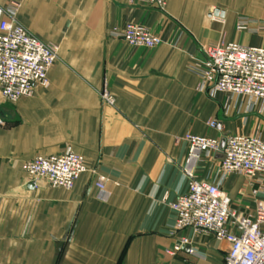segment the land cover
I'll use <instances>...</instances> for the list:
<instances>
[{
  "label": "crops",
  "instance_id": "crops-1",
  "mask_svg": "<svg viewBox=\"0 0 264 264\" xmlns=\"http://www.w3.org/2000/svg\"><path fill=\"white\" fill-rule=\"evenodd\" d=\"M245 1L170 0L165 15L128 0H0L19 4L20 23L59 56L48 87L16 103L0 93V264H225L227 242L172 233L170 204L188 188L186 135L264 140V103L211 97L195 71L206 46L264 45V33L236 30ZM255 1L258 17L244 16L263 21L264 0ZM129 23L162 44L135 48L112 36ZM70 153L87 166L73 190L24 171L38 155ZM222 159L198 162L196 180L220 184L234 210L252 214L250 181L224 176ZM182 238L190 245L169 254Z\"/></svg>",
  "mask_w": 264,
  "mask_h": 264
},
{
  "label": "built area",
  "instance_id": "built-area-1",
  "mask_svg": "<svg viewBox=\"0 0 264 264\" xmlns=\"http://www.w3.org/2000/svg\"><path fill=\"white\" fill-rule=\"evenodd\" d=\"M164 12L169 0H129ZM19 4L0 6V93L9 103L34 95L37 86L48 87L49 75L58 61V47L36 37L18 19ZM239 33L259 35L264 24L240 17L236 22ZM112 36L135 48L153 50L162 44L147 27L129 23L116 28ZM203 60L195 68L201 83L199 90L211 97L227 94L245 97L250 102L264 103V45H242L222 41L203 49ZM106 100L112 99L105 91ZM0 124H3L0 121ZM210 126L216 128L217 122ZM188 155L184 174L188 179L187 192L170 204L175 214L172 233L186 230L195 235H209L229 244L225 264H264V140L245 135H229L224 141L188 134ZM223 154L221 172L224 176L241 174L251 183L256 209L252 214L238 212L220 184L201 182L195 178V166L203 159ZM34 182L45 180L54 188L73 190L77 181L87 172L81 155H38L24 166ZM104 178L98 188L104 190ZM190 245L182 238L174 246V254ZM190 255H198L189 249Z\"/></svg>",
  "mask_w": 264,
  "mask_h": 264
},
{
  "label": "rangeland",
  "instance_id": "rangeland-1",
  "mask_svg": "<svg viewBox=\"0 0 264 264\" xmlns=\"http://www.w3.org/2000/svg\"><path fill=\"white\" fill-rule=\"evenodd\" d=\"M128 2H130L129 0H128ZM169 2H170V0H169ZM131 3V2H130ZM236 3H238V2H235V4ZM243 3H245V6H247L248 7V11H246V12H244V11H237L235 14V17H234V19H236V20H238L240 17H242V16H244V15H249V16H252V17H258L257 15H255V13L257 12V10H258V4H257V1H255V0H247V1H245V2H243ZM131 4H134V3H131ZM138 4V3H137ZM168 5H169V3H168ZM168 8V7H167ZM161 13H163V14H167V10L166 11H164V12H161ZM238 15H239V17H238ZM244 17H246V16H244ZM248 18V17H247ZM261 19H263V21H264V17H260ZM235 20V22H237ZM251 20H253V19H251ZM256 21H262V20H257L256 19ZM262 21V22H263ZM235 27H236V25H235ZM123 28V27H122ZM261 33H263V32H261ZM260 33V34H261ZM241 39V42L243 43V44H250L251 43V39L249 38V37H241L240 38Z\"/></svg>",
  "mask_w": 264,
  "mask_h": 264
},
{
  "label": "water",
  "instance_id": "water-1",
  "mask_svg": "<svg viewBox=\"0 0 264 264\" xmlns=\"http://www.w3.org/2000/svg\"><path fill=\"white\" fill-rule=\"evenodd\" d=\"M218 13V11L216 12V14ZM188 249V248H187Z\"/></svg>",
  "mask_w": 264,
  "mask_h": 264
}]
</instances>
